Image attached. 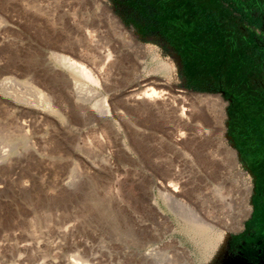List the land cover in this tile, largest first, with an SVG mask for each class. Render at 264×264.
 Listing matches in <instances>:
<instances>
[{
	"label": "rangeland",
	"instance_id": "rangeland-1",
	"mask_svg": "<svg viewBox=\"0 0 264 264\" xmlns=\"http://www.w3.org/2000/svg\"><path fill=\"white\" fill-rule=\"evenodd\" d=\"M2 80L71 120L0 95V264H264V0H0Z\"/></svg>",
	"mask_w": 264,
	"mask_h": 264
},
{
	"label": "bare ground",
	"instance_id": "bare-ground-1",
	"mask_svg": "<svg viewBox=\"0 0 264 264\" xmlns=\"http://www.w3.org/2000/svg\"><path fill=\"white\" fill-rule=\"evenodd\" d=\"M114 21V20H113ZM117 21V20H116ZM100 33V32H99ZM100 36V34H99ZM98 40V39H97ZM101 41V40H100ZM143 47V46H142ZM140 48V47H139ZM69 50V49H68ZM76 50V49H75ZM77 51V50H76ZM79 52V51H78ZM80 53V52H79ZM101 53V52H100ZM99 53V54H100ZM73 56L71 55H65L63 53H53V56L56 58V60H58L63 66H65L69 71L72 72V74H74V80L73 78H66L67 82H72V88H73V97H71L72 99H76V103L75 105L78 106L79 110L81 108L82 111H79V118L81 122H88L89 120H95L94 118H96L97 116L99 117H104L107 119L108 121V126H109V132H110V136L112 138V140L114 141V143L117 142L118 138H119V131L118 128L116 126V124L114 123V116L117 115V111L110 107L107 103L106 100H97L93 103H91V105H85L83 106V104L81 102L78 101H89L91 100L90 97L88 96V93L90 91V89H88V87L86 86V84L81 81H77V77H85L88 80L95 82L97 81L95 75L92 73L91 68H88L87 64L81 62L80 60L83 59H78L75 56L82 58L79 54L75 53L73 51ZM82 55H84L83 53H80ZM98 54V55H99ZM100 56V55H99ZM86 60V59H85ZM88 60V59H87ZM85 62V61H84ZM88 62V61H87ZM165 63V62H164ZM161 63V70L163 71H167L169 70L168 66L166 65V63ZM87 65V66H86ZM160 67V66H159ZM53 68H57V66L53 65ZM65 72V71H64ZM63 72V75L65 76ZM66 73V72H65ZM66 77V76H65ZM69 77V76H67ZM73 80V81H72ZM7 81V80H6ZM6 81H0V95L1 97L4 96L6 98H13L19 102H24L26 105V109H31L32 111H36V112H44V113H48V112H52V113H57L63 120L69 121L71 120V113H69L68 111V107L67 109L64 108L59 101H57V99L54 98L53 95H51L48 92L43 91V89H36V88H32L29 89L30 91L27 90H21V89H17L18 87H14L13 83H9ZM28 83V82H27ZM15 84V83H14ZM17 84V83H16ZM16 86V85H15ZM25 86H29V85H25ZM20 88V87H19ZM22 88V86H21ZM24 88V87H23ZM92 91V90H91ZM156 91V93H155ZM150 93V92H149ZM148 93V94H149ZM151 93H153L154 95L157 94V90H154V88L151 89ZM150 93V94H151ZM149 94V95H150ZM93 96V95H92ZM146 96V95H145ZM3 98V97H2ZM70 98V99H71ZM101 98V97H100ZM5 99V98H4ZM68 100V104H69V96L67 97ZM5 102V101H4ZM3 103V102H2ZM78 103V104H77ZM25 107V106H24ZM4 108V107H3ZM7 108V107H6ZM17 108V107H16ZM19 109V108H18ZM26 110L27 112L30 110ZM17 110V109H16ZM14 113V112H13ZM28 114H34V113H29ZM15 115V113H14ZM23 115V114H22ZM19 116V114H18ZM35 116V115H34ZM21 117V116H19ZM32 117V116H31ZM36 117V116H35ZM22 120V119H21ZM24 121V120H23ZM27 121V120H26ZM78 121V120H77ZM22 122V121H21ZM22 124L26 125L27 123L24 121L22 122ZM83 124V123H80ZM84 125V124H83ZM66 129V128H65ZM64 129V130H65ZM67 131V130H66ZM68 135V134H67ZM66 135V136H67ZM82 140V139H81ZM85 140V138H84ZM83 140V141H84ZM93 141V140H92ZM120 144V143H119ZM3 146V145H2ZM84 148V147H82ZM87 148V147H86ZM125 148V147H124ZM17 149V148H16ZM3 150V149H1ZM5 153V152H3ZM2 153V154H3ZM1 154V153H0ZM7 154V153H6ZM7 157V156H6ZM4 159V158H3ZM7 160V159H6ZM243 184V186L245 185L243 182L241 183ZM242 186V185H241ZM237 190V189H236ZM229 192V191H228ZM166 196V195H165ZM220 196V195H219ZM223 197V196H222ZM167 198V197H166ZM169 198V196H168ZM226 198V197H225ZM170 199V198H169ZM216 200V199H215ZM231 200V199H230ZM229 200V201H230ZM211 201V200H209ZM221 202V201H220ZM218 203V202H217ZM237 203V202H236ZM221 204V203H220ZM219 204V205H220ZM187 205V204H186ZM185 205V206H186ZM189 205V204H188ZM187 205V206H188ZM211 205V204H210ZM222 205V204H221ZM190 207V206H189ZM193 208V207H192ZM207 208V207H206ZM214 208V207H213ZM218 208V207H217ZM188 209V208H187ZM194 209V208H193ZM201 209V208H200ZM209 209V208H208ZM208 209H206L208 211ZM203 210V209H202ZM222 210V209H221ZM194 211V210H193ZM223 211V210H222ZM229 211V210H228ZM189 212V211H188ZM226 212V211H225ZM194 216L196 218H198V220H191V219H185V222L191 226L192 228H194L197 232H206L211 230L213 228V222L210 221H205V219H203L202 217H199L201 215L197 214V213H193ZM201 214V213H200ZM203 214V213H202ZM227 214V213H226ZM191 215V209H190V214ZM205 215V214H204ZM210 214H208L209 216ZM187 216V215H186ZM190 216V218L194 219ZM206 216V215H205ZM180 217V216H179ZM206 218H208L206 216ZM216 218V216L214 217ZM213 218V219H214ZM219 218V217H218ZM224 218V217H223ZM212 219V220H213ZM220 219V218H219ZM240 220V219H239ZM215 221V220H214ZM229 221V220H228ZM210 222L212 223V225L210 224ZM217 222H220L217 220ZM216 223V222H215ZM227 223V222H226ZM186 224V226H187ZM188 229V228H187ZM192 233V231H191ZM198 235V234H197ZM196 235V236H197ZM201 236V234L199 235ZM207 238V237H206ZM205 238V239H206ZM212 239V238H211ZM210 239V240H211ZM209 240V239H208ZM211 243V242H210ZM208 246V245H207ZM154 249H152L151 251L146 252V255L150 256H154L153 254H156V251H153ZM85 264V263H84ZM161 264V263H160Z\"/></svg>",
	"mask_w": 264,
	"mask_h": 264
}]
</instances>
